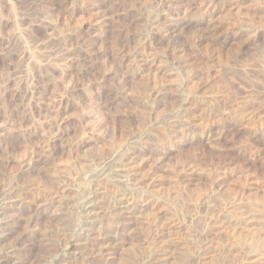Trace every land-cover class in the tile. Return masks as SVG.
<instances>
[{
  "label": "rangeland",
  "instance_id": "rangeland-1",
  "mask_svg": "<svg viewBox=\"0 0 264 264\" xmlns=\"http://www.w3.org/2000/svg\"><path fill=\"white\" fill-rule=\"evenodd\" d=\"M112 4L0 0L3 264H264V0H115L97 25ZM124 195L156 205L127 222Z\"/></svg>",
  "mask_w": 264,
  "mask_h": 264
},
{
  "label": "bare ground",
  "instance_id": "bare-ground-1",
  "mask_svg": "<svg viewBox=\"0 0 264 264\" xmlns=\"http://www.w3.org/2000/svg\"><path fill=\"white\" fill-rule=\"evenodd\" d=\"M57 2H62V3H65V2H69V0H56ZM70 1H74V0H70ZM113 1V4L110 8V14L109 13H106L104 11L101 10V8L97 7V9H93V11H96L95 15H96V19L94 21H96L97 25H103L104 23L108 22L109 20H112L113 22L115 21V12L120 10V8L118 7V9L115 7V0H111V2ZM169 1V0H168ZM116 8V10H115ZM208 10V8H207ZM174 20V19H173ZM171 21L172 23L171 24H168L170 26H167L169 28L168 32L170 30H175L176 27L178 26V24H176L175 20L174 21ZM177 20V19H176ZM169 22V20H168ZM92 23H95V22H92ZM166 29V30H167ZM100 30V29H99ZM94 32V31H93ZM167 32V31H166ZM97 35H95L96 37ZM138 53V52H137ZM97 56V55H96ZM95 59V58H94ZM93 59V60H94ZM92 60V61H93ZM96 60V59H95ZM150 62H143L141 65H139V69H138V73H140L141 75H143L144 73H150L152 70H155L157 68V71L156 72H160V68L158 69V67H156L155 65V61L151 62L150 64H148ZM95 64V63H93ZM135 70V69H134ZM137 72V70H136ZM153 72V71H152ZM155 72V71H154ZM134 73V72H133ZM145 78V77H144ZM157 89V88H156ZM157 91V90H156ZM161 92V91H160ZM159 93V92H158ZM62 142V141H61ZM116 148V147H115ZM113 151V150H112ZM116 156L114 154H111L110 156H106V157H103L102 159H100V165L102 166V170L105 171L107 170L111 165L115 164V158ZM135 160H137L135 158ZM134 158L132 160H130L129 163H127L128 165H130V170L132 171H139L140 170V165H136L137 162H135ZM145 160V159H144ZM142 160V161H144ZM128 161V160H127ZM146 161V160H145ZM118 162V161H116ZM143 164V163H142ZM146 164V163H145ZM144 166V165H143ZM122 167V166H121ZM32 168V167H31ZM30 169V165L27 166V165H23L22 166V172L21 173H26L28 172V170ZM70 170V169H69ZM129 170V169H128ZM129 170V171H130ZM52 171V170H51ZM30 172V171H29ZM52 173V172H50ZM137 173V172H136ZM135 174V173H134ZM143 174V173H142ZM146 174V173H145ZM144 174V175H145ZM24 175V174H23ZM157 176V175H156ZM21 176H18L17 178H20ZM53 177V176H52ZM62 180V179H60ZM60 180H58V185L60 187H62V190L59 191L58 193V196H57V199H56V202H59L61 204L63 203H70L73 201L74 197L73 195L77 192V189L75 188V184H73L72 182H69L64 180L63 182ZM79 181V180H78ZM56 182V180L54 179V183ZM96 183V182H95ZM98 184V183H97ZM56 185V184H55ZM98 190V189H97ZM260 190V189H259ZM141 191V189H140ZM200 191V190H199ZM250 194L252 193V189L250 188L249 190H247ZM233 192V191H232ZM90 193V192H89ZM157 193V192H156ZM248 193V194H249ZM17 194H18V191H16L13 186H12V182H10L9 184H5V182H2L0 184V203H3V204H7L10 202L11 199H16L17 198ZM149 194V193H148ZM238 194V193H237ZM249 194V195H250ZM94 196V195H93ZM91 196V197H93ZM122 196V195H121ZM142 196V195H141ZM129 197V196H128ZM126 197L125 198V195L119 199H117V201L113 204V212H114V215L116 213V215L127 221V222H134V221H137L139 219H141L144 215H146L145 212H147L146 210L148 208H153L154 209V202H151L149 200H131L130 198ZM151 197V196H150ZM198 197V196H197ZM95 198V197H94ZM128 198V199H127ZM142 198V197H141ZM145 198V197H144ZM147 198V197H146ZM195 198V197H194ZM157 199V198H156ZM151 200V199H150ZM2 204V205H3ZM1 205V204H0ZM1 205V206H2ZM230 205V204H229ZM41 208H44L42 206H38V205H35V208H31V215L32 216H40V214L43 212H45L46 210L44 211H41ZM4 209V208H2ZM6 209H4L5 211ZM82 210L83 212L85 213V215L89 218V219H95L96 217H99L103 211V203L102 201H98V199L95 201L93 200L92 198H86L83 202H82ZM41 211V212H40ZM106 212V211H105ZM257 212V211H256ZM230 213V212H229ZM115 215V216H116ZM117 218V217H116ZM262 218V217H261ZM148 219V218H147ZM142 220V219H141ZM144 220V219H143ZM119 221V220H118ZM122 222V221H121ZM139 222V221H138ZM123 223H126V222H123ZM122 223V224H123ZM129 224V223H128ZM174 224V223H173ZM226 226V225H225ZM168 227V225H167ZM170 227V226H169ZM225 228V227H224ZM154 229V228H153ZM164 229V228H163ZM174 229V228H173ZM167 230V228H166ZM86 231V230H85ZM92 232V231H91ZM99 232V231H98ZM166 232V231H165ZM102 232H100L101 234ZM86 234V233H85ZM99 234V233H98ZM158 235V234H157ZM100 236V235H99ZM246 236V235H245ZM253 237V236H251ZM218 238V237H217ZM230 238V237H229ZM241 238V236H240ZM244 238V237H243ZM241 238V239H243ZM236 239V238H235ZM245 239V238H244ZM243 239V240H244ZM238 240V239H237ZM246 240V239H245ZM256 240V239H255ZM261 240V239H260ZM234 241V240H233ZM252 241V240H250ZM100 246L102 247V249H105L106 247V244H105V239L104 238H101L100 239ZM165 242V241H164ZM235 242V241H234ZM245 242V241H244ZM242 241V243H244ZM164 244V243H163ZM172 244V243H171ZM239 244V243H238ZM257 244V243H256ZM168 245V244H166ZM236 245V244H235ZM246 245V244H245ZM248 245V243H247ZM259 245V244H258ZM97 246V245H96ZM251 246V245H249ZM257 246V245H256ZM220 247V245H219ZM235 247V246H234ZM241 247V246H240ZM243 247V246H242ZM108 248V247H107ZM165 248V247H164ZM239 248V247H238ZM254 248V247H253ZM258 248V247H257ZM264 248V247H263ZM261 249V248H260ZM109 250V249H108ZM253 250V249H252ZM103 252V251H102ZM216 253V252H215ZM219 254V253H218ZM5 256H6V253L5 252H2L0 251V263L3 264V262L6 261L5 259ZM228 256V255H227ZM226 256V257H227ZM230 256V255H229ZM241 256V255H240ZM209 257V256H208ZM225 257V258H226ZM213 259V258H212ZM211 259V260H212ZM233 259V258H232ZM180 260V259H179ZM210 260V261H211ZM258 261V260H257ZM174 262V261H173ZM220 262V261H219ZM227 263V262H225ZM249 264V263H248ZM252 264V263H250Z\"/></svg>",
  "mask_w": 264,
  "mask_h": 264
},
{
  "label": "crops",
  "instance_id": "crops-1",
  "mask_svg": "<svg viewBox=\"0 0 264 264\" xmlns=\"http://www.w3.org/2000/svg\"><path fill=\"white\" fill-rule=\"evenodd\" d=\"M1 264V263H0Z\"/></svg>",
  "mask_w": 264,
  "mask_h": 264
}]
</instances>
